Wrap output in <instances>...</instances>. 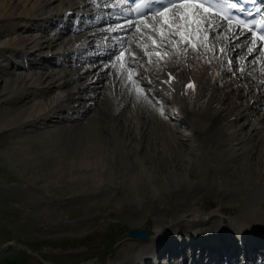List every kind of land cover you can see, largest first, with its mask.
I'll use <instances>...</instances> for the list:
<instances>
[{"label": "rangeland", "instance_id": "374dc122", "mask_svg": "<svg viewBox=\"0 0 264 264\" xmlns=\"http://www.w3.org/2000/svg\"><path fill=\"white\" fill-rule=\"evenodd\" d=\"M7 1H9V7L18 6L15 13L40 15L70 11L66 5L69 0ZM3 19L1 17L0 22ZM67 21H69L68 27L73 32L59 28L65 34L57 44L54 43L51 32L43 34L37 31L29 21L15 20L10 23H0V32L5 31V34L8 32L0 38V64L10 71L17 69V75L14 78L18 80L9 96L5 98H2L5 83H0V98H2L0 99V264H5L7 261H15L17 264H112V256L117 246L128 238L127 232L133 228L151 229L155 233L162 228L159 232H164L165 235L185 236L190 233L192 235L207 233L206 228L212 226L210 221L215 220L217 222L214 230L220 231L227 227L233 229L237 222L236 219L246 213V210L243 209L244 202L241 204L239 199L242 200L244 192H248L251 176L256 174L250 171L256 172L258 169L253 156L247 157L249 162L241 159L240 162L243 164L239 166L240 170L234 173L230 171L232 169H228L223 158L218 159L217 152L220 150L216 147L212 152L217 156L213 163L204 159L211 152L206 150L204 155L203 150H192L186 147L182 149V152H178L173 148L172 140H170V145L167 142L161 146L160 142L165 139L160 141L157 138L158 145L156 146L158 148L155 147V141L151 140H155L158 131L154 126L147 133L149 134L147 141L143 138L144 140L135 143L133 139L126 137L130 124H137L134 114L128 116L129 106L117 111L116 113H120L116 117L113 116L112 111H109L107 121L109 120L108 126L112 129L106 133L99 125H95L97 120H94L88 127L78 130V133L71 134L76 137L72 138L77 143L72 139L74 142L68 146L66 151L65 145H62L63 140H60L64 139L61 133L65 134L62 132L65 130L57 129L56 126L68 127L76 114L62 113L58 119L56 116H53L54 118L47 117V112L56 105L61 107L59 109L68 105L74 106L75 103L67 99L64 104H59L60 100L69 93L81 96L82 99H76V102L82 108L88 107L91 102L84 101V97L86 94L98 92L99 89L86 91L88 87H85V90L83 87L93 83L98 76L96 83L101 84L100 87L106 88L102 78L104 73L99 75L101 71L97 72L95 79V71L92 72L93 75L80 79L71 76L72 80L69 76H64L63 72L66 71H62L61 63L66 67H71L77 57L82 58L87 53L82 50L64 54L62 50L72 49L73 46L80 44V42L77 43L74 35L80 36L83 34L82 32H92L86 28L84 31L75 33L76 25L68 19L64 23ZM42 23H44V27L48 28V31L54 28L51 22L43 21ZM40 35L45 36L42 41L38 40ZM21 37L28 39L27 45H25L26 52H39L40 47L49 49V51L53 50L55 53L52 64H46V68H38L35 65H30L31 67L27 68V62L34 58L25 61L3 48L10 47L7 44L5 46V42H15ZM100 40L101 38L98 42ZM101 51L103 50L95 49L97 54ZM7 56L14 61L10 64L3 62ZM232 57L234 60L238 58L237 55ZM105 60L106 58L99 59L96 62L102 64ZM40 61L39 59L38 63H41ZM87 63L83 62L82 65ZM19 65L22 66L16 68ZM237 66L238 64H236L235 70L232 69L233 74L229 73L231 71L223 70V83L227 82V86L225 85L224 88L229 91L225 100L226 106L231 103L243 105L251 96L249 94L254 92V90L244 89L246 84L242 78L239 79L243 88V90L240 89V95L243 91L241 96H238L237 91L235 93L230 88L236 75L235 71L238 75L241 73ZM190 69H193L192 66ZM114 71L111 73L112 75L116 74ZM159 71L164 74V70ZM68 72L77 71L73 68ZM105 72V78L109 77V80L112 75ZM134 72L141 71L134 69ZM49 75L52 76L49 78ZM116 75L119 80L115 78V82L117 81L119 84L121 83L120 76ZM82 76H86V73ZM4 78L0 72V80ZM51 78L53 79L51 80ZM69 78L72 80L70 84L63 86L64 88L57 87L56 83H64V80ZM44 81L49 82H46V86L49 88L44 90L46 94L40 91L43 88L42 85H45ZM49 84H52L51 88L48 86ZM142 85L144 84L140 83V86ZM156 85L164 89L160 81L156 82ZM53 86L56 88H52ZM76 86L81 90L77 92ZM123 89L125 98L128 96V91L125 86ZM245 90L249 93L248 96H246ZM259 93V97L264 98V92ZM103 99L105 105H111L112 99L108 94H105ZM141 100L140 98L139 101ZM132 101L138 100L136 98ZM23 103L27 104L29 108L26 109L27 112L24 115L19 116V106ZM112 103L114 102L112 101ZM38 105L40 109L43 108L40 112L38 110L37 113H28ZM246 107L244 106L243 110ZM158 109L163 110L159 107ZM175 112L176 110L171 109L172 118H167L171 126L177 127L181 132L192 134L193 127L185 123L183 119L179 121V116L178 118L174 116ZM182 112L181 110L177 113L182 114ZM247 113H250L249 118L243 117L238 121L234 120L228 123L227 134L224 137L228 139L227 142H231V146H234L238 138L243 137L244 141L247 140L245 134L251 126L249 122L253 120H257L263 126L260 135H264V104L257 105L256 103V105L250 106ZM98 117H101V114ZM128 117L133 123L126 121ZM56 121H60L59 124ZM20 122L25 123V126ZM13 123L14 125H11ZM115 126L118 127L120 133H115L113 130ZM123 127L126 131L122 136ZM255 135L256 132H254L252 140L247 141L245 147L255 145L254 138L257 143L260 141V135ZM88 151L91 152L90 157L93 156L90 159L93 164L91 167H85L80 163L83 160V154ZM256 152L257 148L254 154ZM262 156H264V151ZM189 159L196 161V165L192 169L188 164ZM176 161H180V163L178 164ZM177 165H186L194 179L193 177L189 178L187 169H184L183 172V169L180 170ZM216 166L218 171H215ZM137 171L141 172L140 177L129 181L128 177L134 178L138 174ZM220 176H222L221 178L228 176L235 183H242L243 187L240 189L227 187L220 181ZM205 177L210 178L212 183L209 184ZM189 191L191 196L194 193L196 197L190 207L184 208V194L182 193ZM225 191L230 195V198L223 196ZM131 211H133L132 214H137V217L134 215L135 219L130 218ZM236 211L239 212L235 213ZM190 213H194V216L188 217L187 215ZM263 215L259 214V219L256 221L250 219L248 227L264 234ZM183 219L187 222L182 223ZM179 220L182 222L180 223ZM178 232L179 234H177ZM148 241L141 240L142 243ZM160 258L162 259L163 256ZM142 263L149 264L148 261Z\"/></svg>", "mask_w": 264, "mask_h": 264}, {"label": "bare ground", "instance_id": "6f19581e", "mask_svg": "<svg viewBox=\"0 0 264 264\" xmlns=\"http://www.w3.org/2000/svg\"><path fill=\"white\" fill-rule=\"evenodd\" d=\"M101 1L103 0H69L66 2V5L69 7V9H72L73 7H77V6L78 7L91 6V5L94 6L95 2H101ZM8 2L9 1L7 0H3L0 2V19L1 17L4 18L3 20H1L2 23L3 22L10 23L15 20L29 21L32 22L33 26L36 28L37 31H40L43 34L44 33L48 34L46 32L48 29H46V27H44V25L40 22V18L48 21L50 20L53 25H57L59 22L58 16H60L61 14L50 15V13L49 14L46 13L47 15L46 14L30 15V14H25L23 12L15 13L16 10L18 9V6L9 7ZM183 13L184 12L182 11H177L171 13L169 16H165V18L163 17V19H154L151 21H145L143 23H140L137 29H132L133 31H131L129 34L128 32L116 33L112 35L110 33H102V34L92 33V34H83L82 36H79L78 41L79 42L82 41V42L77 47H75L70 51L62 50L64 54L75 52L79 49L84 50V52L92 51L95 47L96 48L100 47L98 46V44L100 43L95 41L98 40L100 36H102L106 38V41L103 43L104 47L102 49L105 50L111 49V51L114 49L115 50L119 49L118 54L120 56V59L119 61H115V60L105 61L103 63V66H101L102 69L104 68V71L101 73H104L102 78L104 82V87L106 88H102L100 87L101 84L99 85L96 83L98 81L99 76L95 79L93 83H90L91 85L88 84L83 87V90H85L84 89L85 87H88L86 91H89L91 89H99L97 90L98 92L92 94H86V96L84 97V101L91 102L88 107L85 106L84 108H82L80 104L76 102V99L79 100L82 99L81 96H77L73 93H69L66 97L60 100L59 104L61 103L64 104V102H67L65 99H67L74 102L75 103L74 106L71 107L68 105L63 109H59L61 107L56 105L54 107H51L47 112V114L46 113L45 114L49 118H54L53 116H56L58 119L60 118V115L62 113L76 114V117L68 125V127H64V125L56 126L58 127L57 129L62 128L65 130L62 131L65 134L61 133L64 139L61 138L60 140H63L62 145H65L66 151L68 150L67 149L68 146L72 145L71 144L72 142L74 141L76 142V140L73 139L75 136L73 137L72 135L76 133L78 130L88 127L92 121L97 120L98 124L95 123V125H99V127H101V129L104 130L106 133L110 129H112V127L110 128L108 126L109 120L107 121V118L109 119V111H112L114 114L113 116L116 117V115L120 113V112L116 113L117 111H120L122 108L124 109V107L129 106L130 112L128 113L129 114L128 116H130V114H134L135 117L137 118V122H136L137 124L133 123L131 119L130 121L129 120L130 117H128V119L126 118V121H128L129 123H133L130 124V126L128 127V132H127L128 135L126 134V137L128 136V139H133L135 143L136 141L140 142L143 138H145V141H147V137L149 135L147 133H149L151 130L150 128L154 126V128L158 131V135H155L156 136L154 138L155 140L153 139L151 140L153 142L155 141L154 142L155 147H157L156 145H158L156 141L157 138L160 141L165 139L162 142H160L161 146L163 145V143H167V142L170 145V140H172L174 143L173 148L176 149L178 152H182V149L184 147L198 151L203 150V154L204 152L206 153V150L209 151V153L211 152L210 153L211 155L208 154V156L204 159H206L209 162L211 161L212 163L215 162V159L217 157L214 155L215 153H212L214 152L213 150L216 147L218 150H220L219 152H217L219 156L218 159L223 158L225 164H227L228 166V169L229 170L232 169L230 171L234 173H237L240 170L239 166L243 164L240 162L241 159L245 160L246 162H249V158L253 156L255 163L258 165V169L256 172L250 171L253 172V174L254 173L256 174L251 176V180H250L251 184L249 183L248 192H244L242 200L239 199V202L241 204L244 202L243 209L246 210V213L241 218L236 219L237 222L236 224L234 223L235 226H233L234 227L233 229L231 228L232 230L225 229L222 230L223 232L221 231V233H225V236L224 235L217 236L213 238H208L207 240L197 241L194 240L195 236H199L201 233H195L194 235L190 233V234H186L185 236L183 234H182L183 236L178 235L179 236L178 238H176L175 236H173L172 238L171 235V239H174L171 240L170 236L168 238V235H165L164 232H162V234L164 235L162 236L161 234L162 237L160 238L161 239L160 241L153 242L151 240L150 241L147 240L148 242H143V243L139 239L128 237L125 240H123L121 243H119L120 244L119 246H117L115 253L112 256V261H111L112 264H129V263L140 264V260H144V261L148 259L150 260L151 254H155V255L166 254L171 258L177 255L184 257V255L188 253L186 249H188L189 252L191 253V256L194 257L193 263L195 264H209L211 261H214L213 259L215 257L224 258V264H230L236 258L238 252L242 254V257H244L245 264H249L248 261L250 259H251L250 263L258 262V264H262V263L264 264V262H262L261 260L262 257L264 256V234H262L261 231H258L260 235H256L258 233L255 234V232L254 233L245 232L242 235H247V234H251V235H247L243 237L239 235L240 234L239 233L237 237L229 236V234L231 235L232 233H238L241 230L243 231V229L245 228L247 229V227L250 225L249 223L250 219L256 221L259 219L258 216L259 214L260 215L264 214V156H262L264 148L263 150L261 149V147L264 145V135L262 136L260 135V133L262 132L261 127L263 128V126H261L260 123L257 122V120L255 121L253 120L252 122H249L251 126L250 128H248L247 133L245 134V137L247 136V140L244 141L243 137H241L242 139L238 138L236 140L237 142L234 143V146L233 145L231 146V142H227L228 139L224 137L227 134L226 130L229 125L228 123L234 120L238 121L243 117L249 118L250 113H247V111L250 110V106L252 107L256 105V103L257 105L264 104V98L259 97L260 95L259 92H264V53L260 51V49L254 44L253 41L247 40L246 37H239L240 35L239 32L231 31L230 28L227 29L225 27H221L217 30V25L214 23L212 19H209L207 16H198L192 10L190 12L191 18L188 20L187 25H185V21L180 18L183 15ZM197 16H198L197 19L198 23H193V20H196ZM165 21H167V23H165ZM90 24H92V21L90 22L85 21L84 23L78 25L77 30H83ZM121 28H125V26L118 27L117 30H120ZM177 28H179L180 32H184L185 35L189 37V39L191 38L192 41L189 42V39L186 40L182 38L179 35ZM155 31H158L159 33H161V35H164L167 42L157 39L156 38L157 35L156 36L154 35ZM4 32L5 31L0 32V38L8 33L7 31L6 34ZM51 32H53L54 34L53 35L54 43L55 44L59 43L61 38H63L62 34L57 31L55 32L51 31ZM44 37H45L44 35H40L38 40L42 41ZM116 40H118V42H116ZM27 42L28 39H26L25 37H21L15 42H11V41L5 42L4 45L6 46L7 44L10 45V47H3V48L7 49V52L10 51L15 57L22 58L23 56L22 54L19 53V50L25 49L26 47L25 45H27ZM192 44H195V47H193ZM40 48L41 49L39 52L36 51L34 52V59L30 60L27 63L26 65L27 68L34 65L38 68L41 67L46 68L47 67L46 64L52 63L54 58V54H52L53 50L50 49L49 51V49L48 50L43 49L44 47H40ZM131 51H133L132 54L141 57L140 62L132 60L133 55L131 54ZM110 54L111 52L109 53V55ZM236 54L237 55L242 54V55L239 56L240 58L238 59V61L233 62V60L231 59L232 55H236ZM152 55H159L160 61L158 60L153 61ZM91 56H93V53L91 54ZM91 56H88L85 59L88 62L90 61L89 64L87 63L85 65H82V61H76V63L71 65V67H66L65 65L61 64L63 67L62 71H66L63 72L64 76L67 75L70 78L71 76H73L76 77L77 79L78 78L80 79L88 76L91 72L97 70L98 67H100V65L98 67L93 68L94 64L91 63L93 57ZM38 57L39 58L44 57V62L41 65L37 62ZM5 58L3 59V62H9L8 64L14 61L12 58L8 56ZM144 61H147L150 65L148 66L147 64L144 66L143 65ZM237 62H240V65H242L241 67L239 66L240 69L239 72L241 73L239 75L238 74L235 75L234 79L230 84L231 86L230 88L233 89L235 93L237 91V95L239 96L240 89L243 90L241 86V82L239 81V79L241 80L242 78L246 84V87L244 89H248V91L254 90V92L249 94L247 90H245V93L247 92L246 96H248V94L251 96L249 98L247 97L248 99L243 105L239 106V104L235 105L234 103H231L228 104V106H226L225 100H226V96L229 95V91H226V89L224 88L225 85L227 86V82L223 83V78H224L223 70L232 71V69H234ZM186 63L188 64L187 68H186ZM134 66L135 67L139 66V69L145 71L146 75H143L142 73L132 74L133 70L131 69V67ZM191 66L193 69H190ZM113 67H116L117 74L120 76L121 83L119 84L117 83V81L115 82V78L117 75L109 82L107 81V78H105L106 77L105 71L111 72ZM16 68H20V67L17 66ZM73 68L77 72L74 73L68 72V70H73ZM157 68H161L166 71V76L164 77V79H167L169 82L168 84H165L164 87L168 90V92L158 89V86H153V84L156 81L161 79V77L158 74H156ZM127 69H128V76L124 75V72ZM170 70L174 75L172 81L170 80L171 77L167 73ZM0 72L5 77L4 79L0 80V83H5L2 93V95H4L2 96V98H5L9 96L10 91L13 89V86L18 81L17 79L14 78L15 75H17V69L10 71L7 70V68H5L4 65L0 64ZM85 73L86 76H82ZM51 76L52 75H49V78ZM70 78L65 79L64 83L61 82L56 83L57 87L64 88L63 86H67L68 84H70V82H72L73 80L72 78H71L72 80ZM52 79L53 78H51V80ZM127 80H128V85H126ZM191 80L194 81V85L193 87H188L187 84ZM46 82L43 83L45 85H42L43 88L40 90L43 91V94H46V91L44 90L49 89L46 86L47 85ZM138 83L139 84L142 83L144 85H142V87H139ZM123 85L128 91L127 92L128 96H126L125 98L123 97L124 95ZM48 86L51 88L52 84H49ZM52 88H56V86H53ZM75 89L77 92L81 90L77 86L75 87ZM105 94H108L114 103H112L111 101V105H105L104 103L105 100L103 99ZM246 96L244 97V99L246 98ZM135 97L137 98L138 101L134 102L132 100L134 99L136 100ZM140 98L142 99L141 101H139ZM130 99L131 101H129ZM157 100L161 101L162 104L173 103L174 106L176 107L179 106L183 108L185 114L183 115V117H180V121H182L183 119L185 123L192 126L193 133L187 134L181 132L177 127H172L171 123L165 116L166 111L168 110V106L166 105V107L163 108V110H159L157 107ZM244 106H247L246 107L247 110L246 109L243 110ZM27 108H29L27 104L24 103L20 104L19 116L24 115L27 112L26 111ZM41 109L40 106L38 105V107H34L31 110L29 109L30 111L28 113H37V111L39 110L40 112ZM245 110L246 112H244ZM99 114H101V117H98ZM59 122L60 121H56V123L58 124ZM28 124H32V123H28ZM11 125H14V123ZM21 125L25 126V123L22 122ZM113 128L115 133L118 132L119 130L118 127L115 126ZM166 130L168 132L167 134H166ZM122 131L121 132L123 136V134H125L126 131L125 128ZM254 132H256L255 136L260 135V141H258L257 143L256 138H254L253 142H255L256 144L251 147H245L247 141L252 140ZM164 147H168V146H164ZM256 148H257V152L256 154H254ZM90 153L91 152L88 151L85 154H83L84 155L83 160L81 162L79 161L85 167L93 166L90 160L92 159L93 156L90 157L91 156ZM247 157L249 158L247 159ZM176 162L178 164L180 163V161H176ZM188 164L191 165V169H192L194 165H196V161H192L191 159H189ZM177 166L180 167V170L183 169V172L184 169H187L186 171L188 172V167L186 165H182V166L177 165ZM217 166L216 168L214 167L215 171L219 170ZM137 173L138 174H136L134 178H131L129 176L128 180L133 181L138 179L140 177L141 172L137 171ZM188 173H189L188 174L189 178L191 179L193 177L194 179V176H192V172L189 171ZM221 177L222 176H220V178ZM227 177L221 178L220 180L222 181V183H225L227 187H238L239 189L243 187L242 183H235L234 181L229 179V177L228 178ZM205 179L208 181L209 184L212 183L210 178L208 179L205 177ZM226 192L227 191L224 192L225 194H223V196L225 198L226 197L230 198V195H228ZM182 194H184L183 199L185 202V204H183L184 205L183 207L184 208H186L187 206L190 207L194 203L196 194L193 193V196H191L190 191L186 193L184 192ZM238 212L239 211H236L235 213ZM132 213L133 211H131L130 213L131 215L129 216L131 219H135L137 217V214H132ZM257 213L258 215H255ZM187 216L193 217L194 213H190ZM183 221L184 222H182V220H179L180 223L187 222L184 219ZM210 222H212L210 224L212 225L211 228H206L205 231H208L209 233L214 232L220 234L219 231H217L218 229L214 230L217 221L215 222V220H212ZM153 234L154 236L157 235V233L155 232ZM207 259H209L210 261L209 260L207 261ZM181 264H185V263L182 262Z\"/></svg>", "mask_w": 264, "mask_h": 264}, {"label": "snow or ice", "instance_id": "6c2138e0", "mask_svg": "<svg viewBox=\"0 0 264 264\" xmlns=\"http://www.w3.org/2000/svg\"><path fill=\"white\" fill-rule=\"evenodd\" d=\"M171 2H172V0H169V3H171ZM216 2H217V3H220L221 0H216ZM234 6H235V5H233V7H234ZM200 8H203V10H204L205 12H209V11H211V9H209V8H204L203 4H200ZM190 12H191V10L189 9V11L184 12L183 15L180 17L181 19H183V20L185 21V25H187L188 20L191 18V16H190ZM165 23H167V21H165ZM193 23H198V21L193 20ZM177 31L179 32V35H180L182 38H184V39H186V40L189 39V37H188L187 35H185L184 32H180V31H179V28H177ZM261 39H264V37H261ZM189 42H190V41H189ZM192 46L195 47V44H192ZM188 87H193V85L189 84Z\"/></svg>", "mask_w": 264, "mask_h": 264}, {"label": "water", "instance_id": "95a60500", "mask_svg": "<svg viewBox=\"0 0 264 264\" xmlns=\"http://www.w3.org/2000/svg\"><path fill=\"white\" fill-rule=\"evenodd\" d=\"M151 232L150 231H145L143 229H133L129 231V236L132 237H140V238H147Z\"/></svg>", "mask_w": 264, "mask_h": 264}, {"label": "trees", "instance_id": "16d2710c", "mask_svg": "<svg viewBox=\"0 0 264 264\" xmlns=\"http://www.w3.org/2000/svg\"><path fill=\"white\" fill-rule=\"evenodd\" d=\"M5 264H17L15 261H7Z\"/></svg>", "mask_w": 264, "mask_h": 264}]
</instances>
